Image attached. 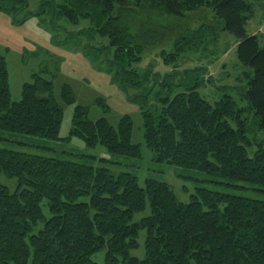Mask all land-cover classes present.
<instances>
[{"label":"trees","instance_id":"1","mask_svg":"<svg viewBox=\"0 0 264 264\" xmlns=\"http://www.w3.org/2000/svg\"><path fill=\"white\" fill-rule=\"evenodd\" d=\"M4 1V11L15 15L29 0ZM59 1L57 13L68 23H88L77 33L108 40L97 51L112 60L118 80L132 87L140 85L137 66L145 49L165 36L151 26L153 15L183 18L211 10L212 21L180 32L172 53L162 51L161 58L166 65L203 62L205 67L190 72L202 70L208 85L211 66L227 52L220 54L223 34L231 35L239 62L252 71L245 74V106L239 108L229 95L211 105L197 82L175 95H155L159 109L141 115L143 143L157 164L264 188V47L246 31L254 16L247 0ZM59 99L74 103L69 85L61 86ZM62 117L51 80L38 74L12 102L0 56L1 132L59 142ZM132 129L128 116L114 127L106 118L90 121L87 108L77 106L64 141L76 137L88 149L100 147L101 158L79 163L0 148V174L18 183L14 193L0 184V264H95L90 258L101 251L102 264H264V201L198 188L189 203H181L167 183L146 179L140 187L116 161L141 159ZM146 201L149 215L134 220ZM39 222L43 226L33 234ZM143 230L139 260L129 252L138 248Z\"/></svg>","mask_w":264,"mask_h":264},{"label":"rangeland","instance_id":"2","mask_svg":"<svg viewBox=\"0 0 264 264\" xmlns=\"http://www.w3.org/2000/svg\"><path fill=\"white\" fill-rule=\"evenodd\" d=\"M247 2L254 5V16L249 24L257 26L260 16L257 7L264 0ZM4 4L5 1L0 0V56L7 65L11 101L18 102L23 84L30 83L32 75L38 74L51 80L53 95L63 109V117L59 142L0 131V148L79 163H89L84 157L101 158L103 151L100 147L88 149L76 137L64 141L69 137L74 109L80 106L87 108L90 121L106 118L116 127L122 117L128 116L131 119L132 143L141 146L142 157L140 160L118 158L116 161L121 164V170L129 171L137 177L140 187H144L146 179L167 183L181 203H189L198 188L264 201V188L243 182L208 178L200 172L157 164L152 161V155L143 143L141 115L146 110L159 109L155 95L164 97L167 92L175 95L186 91L189 83L197 82L200 95L209 104L213 105L223 95H229L239 108L245 106V74L251 75L252 71L239 62L234 45L236 39L231 35L223 34L219 44L220 54L225 50L227 52L211 66L209 76L213 75V83L208 85L202 82V70L190 72L198 67H205L203 62L199 65L189 61H183L178 66L166 65L161 58L162 51L172 53L174 40L180 32L195 30L212 21L211 10L204 8L186 14L183 18L151 15V26L159 29L165 36L157 44L145 49L137 66L140 85L132 87L118 80L112 60L103 51H97L100 50V45L107 46L108 40L90 37L84 32L77 33L78 30L85 29L88 23L80 21L75 26L68 23L57 13V7L61 4L59 0H29L27 4L23 2L22 5L26 7L15 15L5 12ZM151 16H144V20ZM74 33L77 35L72 36ZM189 74H192V78L188 77ZM63 85H69L73 90L75 100L72 105H64L59 99ZM0 184L10 193L18 188L17 180L4 174H0ZM40 207L44 219L48 220L50 213L46 200L40 202ZM149 213L146 201V208L142 213L136 214L134 220ZM42 226L43 223L39 222L32 233L36 234ZM145 239L146 231L143 230L137 238L139 246L129 252L130 257L139 260L144 258ZM90 259L95 264H102L103 251L93 254Z\"/></svg>","mask_w":264,"mask_h":264},{"label":"crops","instance_id":"3","mask_svg":"<svg viewBox=\"0 0 264 264\" xmlns=\"http://www.w3.org/2000/svg\"><path fill=\"white\" fill-rule=\"evenodd\" d=\"M258 1V0H256ZM262 1V0H260ZM251 4V3H250ZM252 5V4H251ZM254 5H252L253 7ZM258 11H260L259 21L257 26H251L249 24L251 20H249L246 24V31L249 35H258L259 44L261 47H264V2L260 3L257 7ZM250 25V26H249ZM249 28V31H248Z\"/></svg>","mask_w":264,"mask_h":264}]
</instances>
